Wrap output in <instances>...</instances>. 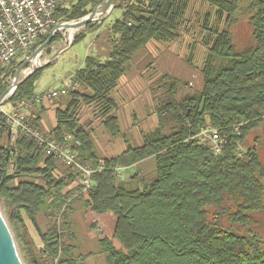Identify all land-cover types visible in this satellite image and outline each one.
Here are the masks:
<instances>
[{
	"label": "trees",
	"instance_id": "1",
	"mask_svg": "<svg viewBox=\"0 0 264 264\" xmlns=\"http://www.w3.org/2000/svg\"><path fill=\"white\" fill-rule=\"evenodd\" d=\"M102 1L65 0L55 9L51 29L83 18ZM197 1L207 9L196 14L200 39L188 43L185 59L194 64L199 43L203 60L190 75L164 71L156 78L151 91L158 124L133 145L117 114L120 81L133 75L150 50H177L185 34L197 33L189 17ZM116 9L123 16L109 27L108 46L86 57L75 74L79 90L59 97L65 107L57 109L56 126L45 135L70 146L81 164L104 165L88 190L72 166L47 155L33 138L20 133L12 142L0 110V201L29 264H81L75 243L78 214L88 230L101 233L100 251L109 264H264V234L254 227L256 213L264 211V162L259 138H249L264 122V0H116ZM242 15L253 43L238 48L232 28ZM50 31L9 64H0V95L24 63L19 58L33 53ZM84 35H76L73 44ZM61 39L56 33L49 46ZM53 62L26 79L5 103L17 105L35 96L37 80ZM85 108L91 111L89 119H83ZM34 116L28 119L39 129L41 117ZM207 122L226 139L220 154L189 139ZM96 123L111 138L125 139L122 154L100 153ZM239 145L246 148L242 156ZM150 157L156 159L153 176L137 172L129 182L118 181L117 164ZM26 218L39 234V248L31 250Z\"/></svg>",
	"mask_w": 264,
	"mask_h": 264
},
{
	"label": "built area",
	"instance_id": "2",
	"mask_svg": "<svg viewBox=\"0 0 264 264\" xmlns=\"http://www.w3.org/2000/svg\"><path fill=\"white\" fill-rule=\"evenodd\" d=\"M65 0H0V64L7 65L20 53L28 51L39 39L47 34L54 24L56 7ZM73 43V36L64 38L63 49ZM79 90V81L75 76L61 81L43 93L22 100L12 105L9 110L1 107L6 115L11 133V141H16L23 133L33 138L38 144L45 146L47 155H53L60 163L72 166L79 174L83 190H88L93 184V175L104 169V165L92 168L77 160L76 152L68 145L55 139H48L39 129L34 128L29 119V109L46 99H54ZM68 138H71L69 135ZM189 139L208 144L214 154H220L226 145L225 137L210 122L204 124L200 131ZM246 148L239 145L238 154L243 155ZM118 180L133 175L134 164H117L114 167ZM101 230V227L99 228Z\"/></svg>",
	"mask_w": 264,
	"mask_h": 264
},
{
	"label": "rangeland",
	"instance_id": "3",
	"mask_svg": "<svg viewBox=\"0 0 264 264\" xmlns=\"http://www.w3.org/2000/svg\"><path fill=\"white\" fill-rule=\"evenodd\" d=\"M206 6H203L200 4V2H196L193 3L192 5V10L190 12L189 17L192 19V26H190L192 29V31L197 32L199 31L198 27L194 25V20L196 18V14L200 11H204L206 10ZM123 15V10L122 9H116L113 11V13L106 18L105 23L103 25V27L98 30V31H94V30H87L86 26L76 29L74 31V38L76 35L80 34V33H85L84 37L82 39H80L79 41H77L75 44H72L67 50L63 51L58 57H57V62L56 63H51L49 66H47L40 78L37 80L36 82V91L40 92L42 90H44L46 87L54 84L56 82V79L58 78V72L57 70H63L64 73L67 70H76L79 66L84 64V60L85 57L87 55L90 54H96L98 52V50L100 48L102 49H106V47L108 46L107 44V39H108V31H109V27L112 25V23L118 19L121 18ZM71 30H73V28L71 29H62L61 30V35H62V39L63 40L65 37L66 38H70L71 37ZM232 32H233V36L235 39V42L238 46V48H244L245 46H248L250 44L253 43V39L251 36V28H250V24L248 22V20L246 19V17H244V15L240 16L238 21L233 25L232 28ZM100 34V38L97 39V35ZM199 33H195L193 36H189L185 34L183 40L180 43H177V45L180 47L177 50H167L164 49V51L159 52V51H152L150 50L148 55L146 53V60H142L140 63L137 64V66L135 67V70L133 72V75L128 74V77H134L135 75L138 74H143L146 79L151 78V79H156L158 78L161 74H163L164 71H169L170 73L175 72V74H178L180 76H184V75H190L191 73H193L199 64H201L203 57H204V48L201 46V44H196V48H195V54H194V64L190 65L185 57L186 55L190 52V50H188V43H190L193 40H199L200 36L198 35ZM194 37V39H193ZM58 41V44L62 41ZM55 45H57L55 43ZM53 45L49 46L45 52L43 53L42 57H41V65L44 66L47 63H49L51 61L50 58V54L53 51ZM63 47V46H62ZM29 55H22L19 60L21 59H26ZM153 61L154 64L152 66H150L148 63ZM29 63L24 65V71L23 73L20 75V78H22L23 76H25L26 70L29 69ZM55 65V66H54ZM41 68V67H40ZM34 74V73H33ZM15 75V74H14ZM14 76H12L10 78V82L12 81ZM10 84V83H9ZM4 109L9 110L11 107L10 103H5L3 104ZM87 114V117H85ZM88 114H91V111L88 108H85L83 111V118H87L89 119ZM255 137L259 138L258 142L260 144V154H261V159L264 162V122H262V124L260 126H258L256 129H254L251 133H250V140L252 141ZM106 138L105 136L102 138L101 141H105ZM110 140H112L111 143L109 144H113L114 145V149L116 146V150L117 152H119L120 150L122 151V144L124 145L123 142H121L122 144H119L118 141H123V139H118L116 140L115 138H111ZM116 140V141H115ZM108 145V144H107ZM106 145V146H107ZM0 208L4 214V217L6 218L8 224L10 225V228L12 230L14 239L16 241L17 247L19 249V252L22 256V259L24 261V264H29L28 261V256L27 253L24 249V243L16 236V233L13 229V226L10 223L9 220V214L6 210V207L4 205V203L2 201H0ZM256 219H257V223L254 225L255 229L258 230L259 232H261L262 234H264V211L262 212H258L256 213ZM40 221H42V218L39 219ZM77 222L79 223V228H81L82 226L85 227V224L83 223L82 219H81V215L78 214L77 215ZM26 222L28 225V229H29V237H27L28 243H30V247L31 250L34 247L39 248L42 245L41 239L39 237V234L37 232V230L35 229V227L33 226V224L31 223V221H29V219L26 218ZM43 222V227L45 226V221ZM35 249V248H34Z\"/></svg>",
	"mask_w": 264,
	"mask_h": 264
},
{
	"label": "crops",
	"instance_id": "4",
	"mask_svg": "<svg viewBox=\"0 0 264 264\" xmlns=\"http://www.w3.org/2000/svg\"><path fill=\"white\" fill-rule=\"evenodd\" d=\"M102 23H98L95 28L100 30L103 27L105 21ZM98 30H94V31H98ZM61 41L63 42V40ZM56 44L57 45H55L54 43V46H52L53 51L50 54V58L55 53H58L59 56L63 51L69 48L68 47L63 49L62 48L63 45L61 42L59 44L58 42H56ZM100 50L103 49L102 48L99 49L98 52H100ZM57 57L55 59H51V61L54 60L53 64L57 62ZM83 65L79 66L74 71L67 70L65 71V73L63 70H57L58 78L56 79V82L46 87L44 90L40 92L36 91V94L43 93L48 88L56 86L61 81L65 79H69L72 76H75L77 71ZM155 81L156 79H151V78L146 79V77L143 74L142 75L138 74L135 75L134 77L132 76L122 77L120 81V85L118 86L119 89L117 91V95L121 103L117 111V114L119 116L122 129L127 134L129 143L133 145L141 144L143 140L142 134L154 129L158 124V116L155 111V100L153 93L151 91L152 84H154ZM59 107H63V108L65 107V101H63L62 98L58 97L54 99H46L42 103H37L34 106H32L28 111V115L34 113L35 114L34 117H41L42 124L39 130L44 135H48L50 131L56 126V111ZM90 115L88 114V116ZM85 117H87V114ZM94 126H95V138H96L97 147L103 156L115 157L122 154L126 150L128 143L125 141L124 138L121 137L116 138V140L123 139V141L121 140L118 141L119 144H122L121 142L124 143V145L122 144L123 150L117 152L116 146L114 149V145L109 144L112 142V140H110V136L106 132H104V130L99 126V123H96ZM104 136L106 140L101 141ZM155 168H156V159L154 157H150L142 162L134 164L133 175L136 174L137 172H140L142 175L146 177H151L155 174ZM132 176L118 181L129 182ZM79 226L80 225L78 223L76 227L77 239L75 240V243L77 245L76 255L81 256V264H109L105 255L102 254L100 251L99 240L101 239V233L96 230L95 231L88 230L86 226L85 227L82 226L81 228H79Z\"/></svg>",
	"mask_w": 264,
	"mask_h": 264
},
{
	"label": "water",
	"instance_id": "5",
	"mask_svg": "<svg viewBox=\"0 0 264 264\" xmlns=\"http://www.w3.org/2000/svg\"><path fill=\"white\" fill-rule=\"evenodd\" d=\"M116 0H103L100 2L89 14L78 20L62 21L57 23L50 31L46 40L38 45L33 53H31L17 69L12 81L4 92L0 95V108L3 104L15 93L16 89L33 73H35L41 64L37 67H33V61L41 59L43 53L48 48L50 42L56 35L61 32L62 29H79L85 27L89 23H102L108 18L114 8ZM74 40V36H73ZM58 53L52 55L51 59H55ZM29 63L30 71L25 74L22 78L20 75L24 71V65ZM0 264H24L22 256L17 247L10 225L8 224L4 214L0 208Z\"/></svg>",
	"mask_w": 264,
	"mask_h": 264
},
{
	"label": "bare ground",
	"instance_id": "6",
	"mask_svg": "<svg viewBox=\"0 0 264 264\" xmlns=\"http://www.w3.org/2000/svg\"><path fill=\"white\" fill-rule=\"evenodd\" d=\"M74 31H75V29L71 30V33H72L71 36L74 35V34H73ZM40 64H41V60H39V59L33 61V67H37V66L40 65ZM29 71H30V69H27V70H26V73H28ZM26 73H25V74H26Z\"/></svg>",
	"mask_w": 264,
	"mask_h": 264
}]
</instances>
